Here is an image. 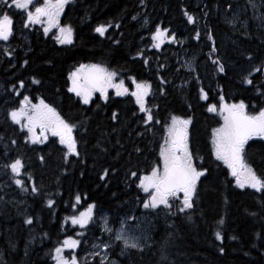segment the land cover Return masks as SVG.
Returning <instances> with one entry per match:
<instances>
[{
    "label": "trees",
    "instance_id": "1",
    "mask_svg": "<svg viewBox=\"0 0 264 264\" xmlns=\"http://www.w3.org/2000/svg\"><path fill=\"white\" fill-rule=\"evenodd\" d=\"M139 1L97 0L73 15L74 42L69 47H55L37 32L17 67L6 68L4 58L0 68V264H51L62 239L84 237L88 231L102 236L97 217L82 229V236L70 223V217L89 204L96 212L110 214L113 221L129 218L131 236L139 238L142 247L136 249L119 240L110 242L108 250L116 264H264V190L237 187L227 166L212 154L216 116L195 115L191 120L190 148L202 158L197 165L202 163L208 170L197 183L193 207L180 213L181 205L174 201L170 210L163 205L145 208L138 176L159 160L165 121L163 127L155 120L145 124L136 107L124 100L79 103L68 91L73 68H66L76 61H99L121 66L108 68L119 80L137 82L143 80L144 68H163L162 81H178L181 107L186 98L198 96L195 83H207V89L220 91L227 100H243L246 111L255 114L264 108V0L251 4L249 0H143L144 18L133 19L141 9ZM185 12L194 23H188ZM85 18L93 21L85 23ZM99 25H108L104 37L95 31ZM157 25L169 30L166 35L174 34L175 41L137 55L144 43L148 49L156 48L151 41ZM214 60L224 66V72ZM172 68H177L176 78L170 74ZM24 96L44 100L76 125L79 156L65 159V149L54 138L37 144L26 138L21 125L9 116ZM17 158L23 165L18 176L6 167ZM244 158L264 177V137L248 140ZM105 169L108 174L101 180ZM132 172L138 175L133 177ZM15 179L22 180L23 186L16 185ZM48 200L53 201L51 206ZM29 217L32 222L25 223ZM216 231L221 240L216 239Z\"/></svg>",
    "mask_w": 264,
    "mask_h": 264
},
{
    "label": "snow or ice",
    "instance_id": "2",
    "mask_svg": "<svg viewBox=\"0 0 264 264\" xmlns=\"http://www.w3.org/2000/svg\"><path fill=\"white\" fill-rule=\"evenodd\" d=\"M6 2V0H5ZM68 0H43L42 3H34V0H11V5L15 9L23 10L26 19L25 26L28 24H41L45 35L52 27L58 29V34L55 37L58 43H71L73 36V29L69 25L61 26L59 24V17L64 10V6ZM143 3V0H141ZM252 3V0H249ZM255 5H253L254 7ZM189 24L194 23V17L187 12L184 13ZM135 19V17H133ZM231 23V21H229ZM13 18L7 11L0 14V40L8 41L13 34ZM108 25H99L95 31L100 35H104ZM167 28H161L157 25L155 31L152 33L153 46L159 48L165 39L175 41V35H166ZM199 33H197V38ZM209 35V39H211ZM211 52H215L213 47ZM11 55V53H8ZM140 55V53H137ZM147 62V61H145ZM25 63H27L25 61ZM213 63L217 64L218 70L224 72V66L218 60ZM116 72L108 71L101 65H83L81 64L75 71L69 73V80L71 86L68 88L69 92L76 93L81 98L84 104H88L94 91H99L102 98L106 97V90L108 88H115L117 95H124L129 91L124 85V81L120 80L114 83L113 78ZM134 90L130 95L135 98V103L139 106V111L145 114L144 123L154 120L151 108L148 107L146 97L151 93V84L147 81L137 82L132 78ZM33 83H39L33 80ZM245 83L250 84L251 80L245 79ZM23 86V81L20 82ZM163 91V89H161ZM200 98L207 99V94L203 89L200 90ZM219 113L223 118V123L218 128L212 130V154L219 161H223L230 170V175L235 178L236 185L240 188L246 186L256 191L264 190V177L258 176L253 168L246 163L244 158L245 144L248 140L255 136L264 137V108H261L258 113L249 114L246 111V105L243 100L238 103L227 104L224 103V97H220ZM209 112H216L217 106L210 104L207 109ZM11 120L20 124L22 128L28 131L27 139L33 143H43L47 139L46 133L51 132L53 136L59 137V143L66 148L64 153L65 159L69 155L79 156L78 143L73 136V129L76 127L65 121L56 109L46 104L44 100H39L38 103L33 104L28 96H24L20 100L19 108H14L9 112ZM112 118L116 119L117 114L113 112ZM158 123L159 121H155ZM191 117L182 118L180 116L172 115L170 123L166 127L165 140L160 146V164L154 165L149 172L138 176L139 184L145 193H148V199H145L143 206L145 208L156 209L163 205L166 209H171L170 201L179 199L180 207L177 211L185 212L186 209H191L194 203V197L197 194V183L201 177L205 176L208 171L201 163L199 166L196 161L202 158L195 155L189 144V125ZM39 126L40 132L37 134L36 128ZM15 143V141H13ZM139 151V149H137ZM43 157H41V160ZM11 172L19 175L23 167L22 161L17 158L10 165ZM115 171V169H113ZM108 174L105 169L100 179L103 180ZM137 172H132L131 176L136 177ZM18 186H23V181L15 179ZM33 192L37 189L33 186ZM80 200V196L75 198ZM48 205L53 204L52 200L47 201ZM75 206V205H74ZM93 204H89L85 211L79 213L78 216L70 217L73 224H79L84 227L89 224L92 219ZM32 218L29 217L25 223H31ZM126 220L121 221V228L117 230L116 239L122 240L126 248H141L139 238L136 236H129L123 234L126 229L124 225ZM219 223H223L221 219ZM131 226H129L130 229ZM105 230L111 232L112 229L107 227L105 222ZM217 240H221L220 231L215 232ZM79 244L78 240L71 237L66 238L62 245L54 249L55 255L53 259L56 264H78V258L72 255L70 258L65 257L62 253L65 248L75 249ZM104 248L108 245L104 244ZM223 252V248L220 249ZM166 259V257H163ZM107 259V257H105ZM103 264V261H102Z\"/></svg>",
    "mask_w": 264,
    "mask_h": 264
},
{
    "label": "flooded vegetation",
    "instance_id": "3",
    "mask_svg": "<svg viewBox=\"0 0 264 264\" xmlns=\"http://www.w3.org/2000/svg\"><path fill=\"white\" fill-rule=\"evenodd\" d=\"M95 1L97 0H68V3L64 6V10L60 14L59 24L61 26L63 25L71 26V24L75 23V21L72 19L73 15L76 12L80 13L86 5L94 4ZM119 1L121 2V0ZM140 1L137 4V6L141 7V9H139L133 14V17H135V19L144 18V15L142 13L144 12L142 9L144 4L141 3ZM42 2L43 0H34V3H42ZM10 5H11V0H6V2L5 0H0V14H2L3 11H7L8 14L12 16L13 21H14L12 36H10L8 41L0 40V68L4 67L3 61H2L4 60V58L8 59V61L6 62L7 63L6 68L17 67V62L20 59V56H24V53H27V50L29 49L30 45L33 43L34 41L33 38L35 37L37 32H42L43 35L48 40V43L52 44L55 47L64 48V47H69L70 45L73 44L74 31H73L71 43H64V44L58 43L55 39L57 35L56 34L53 35L54 33L53 31H49L47 35H45L42 25L39 26L38 24L30 23L28 24V26H25L24 21L26 19V15L24 11L15 9L14 6H10ZM84 21L85 23H89V22H92L93 19L85 18ZM97 35L98 37H104L105 33L104 35H100L99 33H97ZM145 37H146V34L144 38ZM169 41L170 40L165 39L161 45H164ZM152 50L155 51L157 50V48L148 49L147 44L144 43L143 48L139 50V53H141V55H145L147 54V52H150ZM126 52L130 53V50H126ZM8 53H11V55H9ZM145 60H147L146 57H145ZM81 64L86 65V66L94 65V64L101 65L102 67L106 68L108 71H112V70H109L108 68H122L121 66H118V65L114 67L112 65L102 64L99 61H87V62L76 61L75 63H73L72 65H69L66 68H73V70L71 71L73 72ZM166 69L169 71L170 68H166ZM176 69L177 68H172L171 70L170 74L172 75L173 78H176L178 75V71H176ZM162 71H163V68H160V69L144 68V72L142 74L143 76L142 81L149 82L151 84V90H152L150 95L146 97L147 105L152 110L154 120L159 121V123L161 124V127H163L162 121L163 120L166 121V119H171L172 115L180 116L182 118L191 117V120L194 119L195 115H197L198 117L201 116L202 118H208L210 116L218 117L219 114L217 112H209L207 109L210 104H214L218 108L219 104L221 103L220 97L223 96V94L220 91L215 90L214 92L216 95L214 97L212 96L214 92L211 89L206 88V86H208L207 83H195L194 85H195V89H196L198 96L196 97V99H193V97L190 99L186 98V102H184V106L181 107L177 99V95L179 94V90H177L178 81H176L175 79H172L170 81H162L161 80ZM113 81L114 83H118L120 80L118 79L117 76H115L113 78ZM123 81H124L125 87L129 89V91L125 93L124 95H117L116 94L117 90L115 88H108L106 90L107 98L105 99L101 97L100 92L97 90L93 92L88 104H84L81 101V98L76 95V93L74 92H70V93L74 96V98L77 101H79V103L83 105H90L91 103L92 104H105V103L117 102L121 100L130 102L136 107L137 112L141 115L142 119H144L145 114L139 111V106L135 103V98L130 95L131 91L134 90L133 82L129 80H123ZM200 85H204V86L200 87ZM70 86H71V82L69 80L68 88ZM161 89H163V91H161ZM201 89H203L204 92L207 94V99L200 98ZM162 102L168 105L166 106ZM190 127H191V123L189 125V136H190ZM48 134L51 138L59 140V137L53 136L51 132H48ZM73 136H74V133H73Z\"/></svg>",
    "mask_w": 264,
    "mask_h": 264
},
{
    "label": "rangeland",
    "instance_id": "4",
    "mask_svg": "<svg viewBox=\"0 0 264 264\" xmlns=\"http://www.w3.org/2000/svg\"><path fill=\"white\" fill-rule=\"evenodd\" d=\"M20 11H23V10H20ZM143 11H145V10L143 9ZM38 25L40 26L41 24H38ZM42 28H43V26H42ZM49 31H53L54 32L53 35H55V34L57 35L58 34V29H56V27H52ZM151 43H153V41H151ZM184 58L186 59V57H184ZM187 61H189L190 64H191L192 61H193V59H191V57H190V58H188ZM39 100H41V99H36L34 101L31 100V102L33 104H35V103H38ZM224 103L232 104V103H238V102L224 99ZM19 106H20V101L18 102V105L16 106V108H19ZM219 106H220V104H219ZM219 106H218L217 111H216L219 114L218 117H216L217 119H219V122H218V125L215 128L220 127V125L223 123V118H222V116L219 113ZM259 111L260 110H258L256 113H258ZM169 123H170V119H166L164 126H166ZM23 129H24V131H25V133H26V135L28 137L29 134H28L27 129L26 128H23ZM36 132H37V134H39V132H40L39 126H37V128H36ZM46 135H47V139L44 140V142H47L51 138L48 133H46ZM165 135H166V127L162 131V134L160 135V138H159L158 156H159V152H160V146H161V144L165 140ZM28 140L30 142H32L30 139H28ZM57 141L59 143V140H57ZM35 144H37V143H35ZM211 147H212V133H211ZM63 149H65V151H66V148L64 146H63ZM220 162L223 163V161H220ZM159 164H160V156H159L158 162L155 165H159ZM225 166H227V165H225ZM0 177H1V175H0ZM234 184L236 185L235 178H234ZM140 190H141V192L144 195V200L145 199H148V193H145L142 189H140ZM171 202H174V201H170V203ZM175 202H177V203L180 204L179 199L175 200ZM87 207H88V205L86 207H84L82 210H80L74 216H78L79 213L82 212V211H85L87 209ZM94 217H97L98 218V224H96V225H98V232L101 233L102 236H100L98 234L94 235L91 231H88L87 234L84 237H75V238L71 237L72 239L78 240L79 241V244L77 245V247L75 249L65 248L63 250V253L62 254L65 257H68V258H70L72 255L77 256V258H78V264H102V261H103V264H116L115 263V259L114 258H111L110 252L108 250L109 247H110V245H111L110 242L112 240L118 241L116 239V234H117V230H119L121 228V221H123V220H126L127 221L126 224L124 225V228L126 229V231L123 234H126V235L131 236V232H130V230L127 227V223H128V221L130 219L129 218H127V219H125V218H118L116 221H113L111 219V215L108 214L107 212H104V211H97L96 212L95 208H93V210H92V219L90 220L89 224L92 222V220L94 219ZM106 221H107V227L112 229L111 232L105 230V222ZM70 223L74 227H77L78 230H80L79 233H78V236L79 235L82 236V234H83L82 229L84 227H86V226L89 225L88 224V225H86L84 227H81L79 224H73L71 222V219H70ZM66 238H68V237H66ZM66 238L62 239L56 247L61 246L62 243H63V241ZM119 241L121 242L122 245H124V243H123L122 240H119ZM104 244H107L108 247L107 248H104V246H103ZM54 255H55V251H53V256ZM105 257H107V259H105ZM51 264H56V262H55L54 259L52 260V263Z\"/></svg>",
    "mask_w": 264,
    "mask_h": 264
},
{
    "label": "bare ground",
    "instance_id": "5",
    "mask_svg": "<svg viewBox=\"0 0 264 264\" xmlns=\"http://www.w3.org/2000/svg\"><path fill=\"white\" fill-rule=\"evenodd\" d=\"M4 61V60H3Z\"/></svg>",
    "mask_w": 264,
    "mask_h": 264
}]
</instances>
